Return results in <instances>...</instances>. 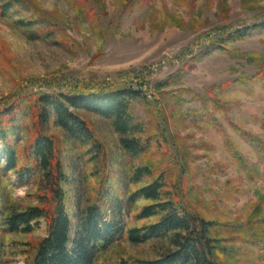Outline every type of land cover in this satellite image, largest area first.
<instances>
[{
	"label": "rangeland",
	"instance_id": "obj_1",
	"mask_svg": "<svg viewBox=\"0 0 264 264\" xmlns=\"http://www.w3.org/2000/svg\"><path fill=\"white\" fill-rule=\"evenodd\" d=\"M28 1L41 15L37 25H18L32 16L28 9L0 18V103L40 92L67 94L83 80L136 89L144 82L148 100L136 102L133 111L149 134L167 140L161 150L155 146L131 159L110 121L77 112L104 146L103 187L127 200L151 182L131 184L132 171L146 164L165 171L168 187L217 224L219 261L264 264L262 246L253 243H264V159L249 139L264 143V29L223 42L236 30L264 25V0H100L94 24L67 0ZM32 127L31 118L19 117L11 137L20 149ZM44 133L61 149L76 225L78 210L96 200L101 166L54 120ZM0 163L6 167L1 143ZM97 172L102 177H94ZM36 194L32 181L0 172V264H25L33 246L47 237L45 221L34 224L31 234L10 233L4 225L11 212L37 206ZM147 205L140 201L126 214L122 237L96 264L156 261L174 251L170 239L138 245L128 240L130 230L158 222L137 220Z\"/></svg>",
	"mask_w": 264,
	"mask_h": 264
},
{
	"label": "trees",
	"instance_id": "obj_2",
	"mask_svg": "<svg viewBox=\"0 0 264 264\" xmlns=\"http://www.w3.org/2000/svg\"><path fill=\"white\" fill-rule=\"evenodd\" d=\"M67 1L83 10L90 23L100 21L97 13L102 7L100 0ZM0 3L1 19L7 18L16 9L32 11L30 18L18 22L21 27L37 25L42 19L28 0H0ZM260 29H264V25L236 30L228 34L223 42L243 41ZM145 85L141 82L136 89L134 86L121 87L108 82L83 80L72 85L67 94L40 92L17 97L11 103H0V143L6 159L5 168L0 163V172L11 171L21 180L32 181L37 187L38 201L37 206L11 212L5 217L4 225L10 233L31 234L34 224L45 221L48 229L47 237L33 246L25 264H96L98 256L122 237L123 218L131 214L140 201L149 205L142 209L137 220L156 217L159 220L155 224L130 230L128 240L138 245L150 240L170 239L174 251L156 261L134 260L119 264H223L218 259L222 251L221 238L213 233L217 224L202 217L179 191L168 187L165 171L158 172L148 164L132 171L129 176L131 184H140L145 178H150L151 182L131 193L127 200L118 195L111 196L103 187V173L107 168L104 146L77 112L85 111L110 121L120 136L121 148L127 157L137 159L147 156L155 146L160 150L165 147L167 140L149 134L145 123L133 111L136 102L145 103L148 100L143 91ZM167 85L169 82L164 86ZM22 115L31 118L33 127L27 145L20 149L11 134L18 132V119ZM52 120L76 146L85 150L91 162H96L102 169L103 178H98L100 190L96 200L86 210H78L76 225L68 206L65 190L67 175L61 149L54 138L44 133ZM244 137L248 136L244 134ZM249 139L264 159V143L255 137ZM102 174L93 175L102 177ZM253 243L262 246L264 251L262 241L254 239Z\"/></svg>",
	"mask_w": 264,
	"mask_h": 264
}]
</instances>
